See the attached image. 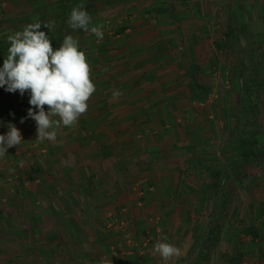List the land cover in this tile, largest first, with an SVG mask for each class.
<instances>
[{"label": "crops", "instance_id": "obj_1", "mask_svg": "<svg viewBox=\"0 0 264 264\" xmlns=\"http://www.w3.org/2000/svg\"><path fill=\"white\" fill-rule=\"evenodd\" d=\"M57 1L0 0V37L37 20ZM214 1L129 0L93 16L103 38L86 32L81 50L96 90L87 111L73 126H61L55 141L37 138L36 123L27 118V92L0 89V134L11 123L22 137L0 157V264H174L200 240L208 264H264L261 144L260 154L250 157L253 170L246 163L243 171L255 174V183L234 190L219 212L217 237L203 236L216 176L208 178L212 171L204 166L213 157L200 154L205 146L219 148L212 146L214 137L225 143L231 132L213 127L217 136L192 147L188 138L194 135L183 123L204 109L198 84L209 85L216 64L215 23L222 14ZM237 2L245 9L238 18L248 16L246 27L261 45L256 59L263 68L264 0ZM221 29L225 34V25ZM240 51V74L225 80H238V107H247ZM227 62L224 57L222 66ZM222 92L230 105L232 91ZM251 99L258 127L245 129L264 133V87ZM243 160L227 155L222 162L228 168ZM118 211L127 218L125 226L114 222ZM162 236L180 248L179 257L165 262L153 251Z\"/></svg>", "mask_w": 264, "mask_h": 264}, {"label": "clouds", "instance_id": "obj_2", "mask_svg": "<svg viewBox=\"0 0 264 264\" xmlns=\"http://www.w3.org/2000/svg\"><path fill=\"white\" fill-rule=\"evenodd\" d=\"M67 22L73 31L90 32L103 38L101 29L93 25L85 8H73ZM42 26L50 28L49 24L37 20L7 37V56L0 63V89L20 95L28 93L27 118L35 121L37 138L43 142L55 141L61 126L71 127L77 122L87 111L96 88L80 41L66 33L54 48ZM24 119L21 118V123ZM21 142L19 129L8 123L7 132L0 134V157ZM153 251L165 262L181 254L180 248L169 243L166 236L154 244Z\"/></svg>", "mask_w": 264, "mask_h": 264}, {"label": "rangeland", "instance_id": "obj_3", "mask_svg": "<svg viewBox=\"0 0 264 264\" xmlns=\"http://www.w3.org/2000/svg\"><path fill=\"white\" fill-rule=\"evenodd\" d=\"M216 1H214L215 2L214 6H216V10L222 14V17L217 19L215 23V26L217 27V30H218V32L215 30V32L218 33V37H217L216 42L214 43V49L216 51L215 53L216 64H215V67L211 71L209 85L205 86L204 84L202 86L201 84H198V89L200 92L199 102H201L200 106L203 107L204 109L198 110L197 112L194 111L193 114L188 115L187 118L184 117V123H183L184 125L183 128L189 129L187 133L188 134L192 133V135H194V137L188 138L189 142L192 144V147H194L195 144H199L200 146H205L206 141L210 139L209 137L210 134L217 136V134L212 133L213 129H225L227 133L226 132L224 133H226L227 135L228 133L232 131V128L234 127V126H231L232 125L231 123H234V125L236 124V117L238 115L237 94H238V91H241L242 89L239 90L238 88L239 86L238 80H236L237 83L236 81H233V80H229V83L228 82L226 83L225 79L226 77H230L231 75L235 76L236 74V76H238L240 74L239 67H238V55H239L238 50L240 48H241L240 52L242 54V63H244V71H245L243 92L246 93V96H245L246 99L244 98L243 102H245L248 105L247 108L253 115H254L255 107H254V100L251 99V97L254 95L256 90L262 89V87H264V69H263L264 67L263 68L257 67L259 66L258 65L259 60L256 59V53L258 55L261 53L260 52V50L262 49L261 45H258L259 42L256 40L255 36L249 33L250 29L246 27V22H247L246 19L248 18V16L244 15L246 19L244 20L243 18L241 19V21L238 18V15H240V10H241V13L242 12L245 13V9L242 7V5L240 6L238 5L237 0H235V5H236L234 6L235 11L227 10V7H229L230 5V3H228V0H216ZM110 8L106 7L105 9L100 11L99 14ZM230 12H232V15ZM44 13L39 14V17H41ZM95 15L90 14V16L92 17V20H93V16ZM223 25H225L226 30H227L226 33L224 32L225 34L222 33V29H221ZM20 30H22V28H20ZM74 34H75L74 38H77L80 41V44L82 45L84 43L83 38L84 36L86 37V32H84L82 35H76V33ZM7 37L8 36L0 37V39L7 38ZM226 46H228V48ZM225 48L227 51H224ZM224 57L226 60L230 59L231 62L229 63L227 62L226 63L227 66L223 67L222 62H223ZM260 57L261 58L264 57V53H262ZM211 82L213 83L211 84ZM226 85L228 87H226ZM223 89L232 91V94H233V97L231 96L232 100L230 101L227 100L230 103V105L225 106L227 102L225 98L223 97V92H222ZM242 99H243V96H242ZM207 106L211 107L210 111H208ZM196 113L201 115V119L199 118L194 119L195 116L198 117ZM247 124L251 125L250 122H248ZM252 125L253 127L254 126L258 127L257 120H256V123ZM253 127L245 129L244 134H242L244 141L240 142L237 146L234 145L230 149V151L227 153V155L230 156V158L240 157L242 160L246 159V161L243 160L242 164L241 163L237 165L233 163L227 164L228 168H226L227 172L225 174L226 179L223 182V184H225L223 187V190L230 191L232 189V196H231L232 199L235 195L234 190L236 188H239V187L245 188V187L250 186L251 185L250 183H255L254 179H252L254 178L252 176L255 174L250 173L251 174L250 175L248 172L243 173V171H246V169H248V167H245L246 163H248L249 164L248 166L252 167V170H253V166L255 164L253 163V159L251 160L250 157H254L255 154H258L260 152V148H259L260 144H261V153L264 154V133H260V131L255 132ZM178 128H180V126ZM190 129L192 130V132H190ZM183 133L185 134V132H180L178 134L183 135ZM214 139H215V143L212 142L213 143L212 146L216 147L220 145L221 147L224 139L223 140L221 138L218 139L217 137H214ZM199 145H196V146H199ZM220 147L209 150L207 149V146H205L204 148L205 153L200 154L204 158L205 156L213 157V160L212 162L209 163V166L216 165L215 158L218 156V154L216 153L220 149ZM249 150L251 152H248ZM261 166L264 169V164H262ZM212 167H215V166H212ZM208 178H211L210 174L208 175ZM217 178L219 179V177L216 176V178L213 180L214 184L218 183ZM208 190L210 192V186L208 187ZM244 197L248 201L250 200L253 201V197L250 194L244 195ZM115 216L116 218L114 222H118L119 226L126 225L125 223L127 222V218H125L122 211L120 212L118 211V214Z\"/></svg>", "mask_w": 264, "mask_h": 264}, {"label": "trees", "instance_id": "obj_4", "mask_svg": "<svg viewBox=\"0 0 264 264\" xmlns=\"http://www.w3.org/2000/svg\"><path fill=\"white\" fill-rule=\"evenodd\" d=\"M127 1L129 0H58L54 5L48 7L46 12L37 20L50 25L48 30L43 28V26L41 30L45 31L46 34H49L52 45L56 48L59 46L66 33H70L75 36L74 33H76V35H82L85 32L80 30L73 31L70 29L67 21L73 8H85L88 12H90V14L95 15L106 7L110 8L118 6ZM234 6H236L235 1H232L230 3L232 11H235ZM8 47L9 44L7 38L0 39V63L3 62V58H6ZM238 111L239 113L236 117V124L232 128L230 136L220 147V153L216 165L209 166V164H204L207 170L212 171L210 177L211 175L219 177V179H217L220 184L218 187L214 186L217 184H213L214 189H212L213 191L210 197L212 200L211 218L210 221L207 222L206 230L203 235L204 237H217L220 226H222L219 218V212H225L226 205L229 203V200L230 202L232 200V193L224 192L222 188L223 182L226 179V165L222 162V159L227 156V153L234 145L237 146L240 142L244 141L242 134H244L246 124L248 122L251 124L256 123L254 115L243 104L238 107ZM248 152L251 151L249 150ZM196 158L198 161L204 163V161L198 156H196ZM212 166H215L216 168ZM202 246V240L196 242L189 253L174 264H208L209 257L207 252L201 248ZM198 251L202 253H198Z\"/></svg>", "mask_w": 264, "mask_h": 264}]
</instances>
